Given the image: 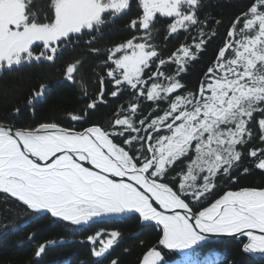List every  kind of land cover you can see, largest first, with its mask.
Segmentation results:
<instances>
[{
  "label": "snow or ice",
  "instance_id": "obj_1",
  "mask_svg": "<svg viewBox=\"0 0 264 264\" xmlns=\"http://www.w3.org/2000/svg\"><path fill=\"white\" fill-rule=\"evenodd\" d=\"M208 6V0H0V73L56 64L75 42L100 61L97 92H82L83 107L54 121L23 122L46 93L40 84L23 107L0 118V205L73 230L118 222L105 218L154 222L160 238L137 264H170L164 250L186 254L171 264H199L193 251L222 237H246L245 253L264 254V186L239 183L251 171L249 158L264 173V0H230L235 11L227 24L206 13ZM126 16L129 38L94 47ZM162 27L166 40L183 38L167 55L156 43ZM218 38L192 88L190 67ZM82 64L65 65L68 82H79ZM112 101V118L94 121ZM103 234L87 237L98 264L122 242V232L111 230L97 247ZM55 243L39 245L35 256Z\"/></svg>",
  "mask_w": 264,
  "mask_h": 264
},
{
  "label": "trees",
  "instance_id": "obj_2",
  "mask_svg": "<svg viewBox=\"0 0 264 264\" xmlns=\"http://www.w3.org/2000/svg\"><path fill=\"white\" fill-rule=\"evenodd\" d=\"M208 5L205 12L217 18L222 17L225 24L235 11L230 7V0H208ZM128 19L126 16L107 29L103 39H100L94 47L104 50L106 46L129 38L131 33L124 29ZM220 33L222 36L224 28H220ZM181 40H166L163 27L156 36V43L165 50V55L173 51ZM221 43L222 39H216L208 48L203 60L190 67L187 83L192 88L197 87ZM77 61L83 64L77 74L79 82L73 84L65 79V65ZM99 62L97 56L92 54L83 42H75L67 47L56 64L43 63L24 67L18 71L0 73V118L7 117L14 107H23L25 99L40 84L47 85L46 93L34 103L32 108L23 113V122L54 121L60 119L67 111L83 107L82 92L86 91L88 95L97 92ZM116 107L117 103L112 101L110 106L96 112L93 120L101 123L110 120L111 113ZM253 146L259 148L261 144L258 140H254ZM254 164L255 161L251 158L247 160L246 166L251 171L242 176L239 181L241 186H264V173L255 169ZM228 187L233 186H225V190ZM105 220L118 222H98L84 229L73 230L66 227L64 222L56 221L55 218L37 217L31 213L27 216L9 213L0 205V264H98V258L92 255L93 245L87 241V237L104 233L97 241L98 247L99 240H106L111 230L122 232V242L111 250V255L103 260V264H109L111 259H118L119 264H137L138 257L145 248L155 245L161 235L160 229L155 225H142L135 217ZM3 224H7V228L3 227ZM50 241L56 243L49 244L46 254L37 258L35 252L38 246L48 244ZM244 243V240L235 239L205 245L193 252V258L199 261V264H264V257L254 258L242 250ZM162 255L170 261V264L185 259V256H178L167 250H164Z\"/></svg>",
  "mask_w": 264,
  "mask_h": 264
},
{
  "label": "water",
  "instance_id": "obj_3",
  "mask_svg": "<svg viewBox=\"0 0 264 264\" xmlns=\"http://www.w3.org/2000/svg\"><path fill=\"white\" fill-rule=\"evenodd\" d=\"M152 225H154V222H150ZM143 225H147V224H143ZM235 239H241V240H245L247 242V238L244 237V238H238V237H222L220 238V240L218 242H213V243H210V244H214V243H219V242H223L224 240H235ZM200 248V247H198ZM252 255L253 257L255 258H258V257H264V254H250Z\"/></svg>",
  "mask_w": 264,
  "mask_h": 264
}]
</instances>
